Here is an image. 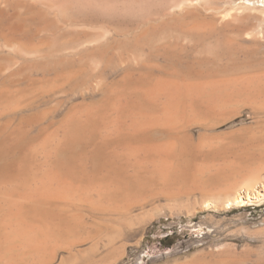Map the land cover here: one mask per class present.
<instances>
[{
  "label": "rangeland",
  "instance_id": "374dc122",
  "mask_svg": "<svg viewBox=\"0 0 264 264\" xmlns=\"http://www.w3.org/2000/svg\"><path fill=\"white\" fill-rule=\"evenodd\" d=\"M233 1L195 0L194 3L193 0H0V91H2L0 97L5 95V99H3L4 97L1 98L7 100H0V109L2 111H0V131L5 129L9 133L12 130L18 131V129H23L26 142L29 140V145L31 142L35 143L32 144L33 147L40 141V138L44 141L45 134L49 133L46 138L50 136L47 141L51 140L55 142L53 143V148L52 142L48 143V145L44 143L45 141L42 142L46 146L45 148L48 146V152L43 150L45 148L40 147L43 144L42 142H40V146H36L35 148L36 150L40 149V154L39 152L35 154L40 161H37L38 158L35 159L37 163L36 167L38 166L37 170L39 171L38 175L42 176V173L47 168L50 169L55 165L57 166L61 159V162L64 164L67 162L68 156L66 157V155H68V151L61 153L55 149L59 148L61 143L62 147L67 149H70L74 144L71 138L72 132L68 127L65 128L68 131L64 129L67 126L65 120H69L70 118L67 115L82 114V111H85L83 108H86L87 104L89 108L91 107L90 105L97 106V104L100 105L99 103H104V101L109 100L110 93H112L110 95L111 98H116L122 90H129L121 94L125 100L122 96H119L121 97L120 101L123 99L121 103L124 102V108L128 110H125L124 119H122L123 121L127 120L125 122H129L132 115L130 114V118L128 117L130 108L128 109L127 106L135 104L134 102H137L136 105L142 103L140 97L137 101V89L142 87V83L140 84V82L146 81L148 77L149 79H157L162 78V76L163 78L170 76L169 78L185 79L184 76L186 75V79H191L192 76L194 77L192 79H195L200 74V77H205L204 75L208 77H221V75L222 77H232L236 76V74L237 76L244 74L264 76V25L260 33L259 27L262 24L261 22L259 23V19L257 20L255 17V19L251 18V16H246L244 19V16H241L243 11L241 13L232 12L233 15H241L237 18L227 17V24L226 22L224 24V21H226L224 15L226 16L225 13L231 7ZM184 3L185 6H183ZM229 4L230 6L228 7ZM173 5L175 7L178 5L179 8L177 6L176 9ZM189 13H191L190 16ZM183 15H186V17L184 18ZM221 20H223V23ZM233 20L234 23H232ZM184 21L189 25L186 26ZM196 21L200 23L205 22L206 24L210 23V25L217 23V26L214 25L217 28L213 26L214 29L207 31V34L205 32L185 31L184 27L187 28ZM50 23L53 24L49 25ZM229 40L233 41L231 42L232 44ZM227 42L229 43L227 44ZM233 46L234 49H232ZM76 69L79 71H76ZM176 71L181 75L178 76L175 73ZM198 71L204 72L199 73ZM141 72L142 74H140ZM212 73L214 75H211ZM55 75L60 78L58 79ZM62 77L63 79H61ZM62 80L64 81L62 82ZM129 83L131 84L129 85ZM50 84L53 85V89ZM132 84L133 86H131ZM260 85L250 88L252 99L251 96L249 98L248 96L235 98L231 103L229 102L227 106L222 108L225 112L222 109H218L214 113L213 111L206 113L203 119H199V121H204V123L200 122L202 125L199 121L191 122V124L188 123L189 126L188 124L185 125L186 127L188 126V130H185L186 128L184 130L189 132H187L188 135L186 136L188 137L190 134L191 137L195 136L192 137V139L194 138V144L208 142V140L209 143L215 144H213L215 150L211 149V151L214 150L213 154L209 150L205 151L206 154L203 152V158L200 154L199 156L195 154L192 157L197 156L198 159L201 157L199 160L202 159V162L206 161L205 157L209 158L208 162L214 159L215 161L213 162H216L220 166H218L219 170L215 168H211L212 170L207 169L203 176H197V180L195 179V172L198 173V168H201L203 163L198 161L195 164L198 159L197 157V160L191 157L194 154H191L190 150H188L189 152L186 150L189 157L186 152L182 154L185 160L187 158V161L191 159L189 162L195 164L189 163V166L192 165L191 170L194 168L191 173L193 172L195 177L191 173H184V171H189L184 169V164H186L185 168L189 166H187L188 162L183 160L181 154L178 158L181 157L182 160L177 159L176 166H179L180 169L183 168V173L186 176L171 175L167 180H162V185H159L161 182L156 181L158 175H156L157 173L154 174L155 169L151 165L138 170L131 162L127 164H125L126 162L124 164L121 162L120 167L122 164V168L123 166L124 168L123 170L120 168L121 177L118 179L107 172L108 168H106L107 171L105 169L99 170L98 166L97 168L95 167L96 161L94 162V160L88 158L84 159L85 162L82 163V168L85 170V174H87V177H85L86 175L83 172L84 178H89L88 174L90 171L91 174L93 173V176L90 174L91 179L97 178L95 175H99L100 177L106 173L105 176H101V179L103 178L109 184H117L116 180L118 179L117 181L120 180L119 182L123 184L121 186L126 187L127 191L125 190V193L129 195L131 192V194L126 196L124 193L119 203H122V205L118 204L119 206H117V209L115 207V210L113 208L104 209L99 206L93 208L96 205H89V202L87 205V203L82 202L86 205H82L81 203L74 204L77 206V209L74 208L76 206L72 205V210L70 208L69 210L71 211L67 210L69 211L68 215L62 214V216L59 215L61 212H57L52 206H49L50 208L45 206V210L52 208L55 211L56 215L54 214L55 216L52 217L57 219H54L56 223L52 217L51 220H53L56 226L59 227L60 219L64 220L63 218L66 216L69 218L66 217L65 221L68 219L72 225L68 221V223L66 222L62 226L68 230L71 229L72 232L74 231V233H70L74 236H70L68 233L67 236H69L64 238L65 241H63L64 239L61 240L56 245L57 247H55L51 256L49 255L45 259L46 262L42 263L41 261L40 264H186L188 261L189 264H195V262L196 264H202L201 262H204V260H206V264H264V199L258 204L240 208L227 204L237 192L242 191L246 187L244 186L246 180L259 178L261 183L264 182V85ZM138 86L139 88H136ZM43 87H45L46 91L43 90ZM112 87H115V89L113 90ZM37 88H40L41 91ZM132 89L134 90L132 91ZM8 90H12V92ZM13 90L14 92L17 91L14 93ZM114 92L117 93L116 96V93L113 94ZM12 93H14L15 97H12ZM127 95H132V97ZM16 97H22L23 99L17 100ZM12 98L14 99L12 100ZM241 98H244L243 101ZM14 100L16 102H13ZM126 100L130 101L129 104L127 103L128 105L125 104ZM93 102L94 104H92ZM5 103L7 105H5L6 109L4 107ZM160 103L163 104L164 100ZM258 104L260 108H258ZM160 106L158 105L159 108L162 107ZM41 110L44 114L49 112L48 115H50H42ZM215 113L220 114L215 116ZM5 114L6 116L4 117ZM207 115L212 118L206 119ZM21 120L22 123H20ZM5 121L9 122V125H6L8 123H5ZM52 122L55 123L52 124ZM27 129L28 131L30 129L29 134L27 133ZM156 131L153 136L158 141H164L174 136V134L169 136L168 134L171 133H166L168 137L165 133L160 132V129L159 132L158 130ZM19 132L21 131L19 130ZM182 133L185 134L183 130ZM65 134L70 135V137ZM52 135L60 137L63 141L58 140V138ZM186 136L183 135L181 137L186 140ZM200 137L203 138L201 139ZM64 138L67 143L64 141ZM188 139L191 140L190 138ZM56 144L58 147H56ZM183 144L182 147L184 146ZM185 146L187 148V144ZM124 148V145L120 144V154L124 152ZM89 150L91 148L87 145L78 148L75 146V151L79 153L83 151L82 154L86 156H88ZM218 150H222V152ZM50 151H53V154ZM55 151L60 155L56 153L57 156L53 157ZM84 151L86 152L84 153ZM220 153L222 154L220 155ZM63 154L66 155L64 156ZM53 160L58 163L54 164ZM179 160L185 162H178ZM193 160L196 161L193 162ZM44 161L47 162L48 166H46V162ZM233 162L237 164H233ZM86 164L89 172L85 169ZM39 168L43 170H39ZM126 168H128V172ZM146 168L148 169L147 173L144 172ZM92 169H95L96 173L99 171L101 173L95 174L92 172L95 170ZM150 171L154 173L151 174ZM145 173L146 175L148 174L149 179L150 177L153 178L152 180L150 179L152 182L157 178L155 180L156 183L150 184V180L147 179L148 177ZM220 173L226 175H221ZM141 175L142 179H144V176L147 177L144 179L145 184L144 181L140 184L141 182L137 180L142 181L141 177H139ZM134 176H136V179ZM131 177L134 179H131ZM175 177L181 178L180 182L183 181V177L187 183L185 181L179 183L177 181L179 179ZM187 177L190 178L187 179ZM110 178L114 182H112L113 180L110 181ZM201 179L204 180L201 182ZM122 180H126V182ZM168 180L176 182L169 183L166 186L163 185V181L167 182ZM129 181L131 182L129 183ZM259 181L257 179L256 183ZM136 182L145 186V188L143 186L140 188ZM132 183L133 185H131ZM134 184L137 185H135L136 188ZM4 191L2 190L0 193L3 192L2 194L4 195ZM5 195L1 196L3 197V201L0 198V204H2L0 210L2 209L1 211L3 212L4 210L6 211V205L10 201L7 197L8 202L6 201L7 203L4 204ZM89 198H93L92 201H96L99 198L107 199L106 197H99L97 193H94ZM125 199L127 200L124 201ZM124 203L127 208L124 206ZM89 206L93 207L89 208ZM100 208L104 209V211L100 210L99 212L98 209ZM73 217L74 219L82 217V219H75V221ZM69 225L72 227L70 228ZM73 226H76L74 230L72 229ZM66 241L72 244L68 245ZM195 259L199 260V262ZM35 264H39V262Z\"/></svg>",
  "mask_w": 264,
  "mask_h": 264
},
{
  "label": "bare ground",
  "instance_id": "6f19581e",
  "mask_svg": "<svg viewBox=\"0 0 264 264\" xmlns=\"http://www.w3.org/2000/svg\"><path fill=\"white\" fill-rule=\"evenodd\" d=\"M194 1L195 0H193V2ZM221 1H223V0H221ZM208 5H211V4H208ZM183 6H185V3H184ZM229 6H230V4L228 5V7ZM173 7H175V6L173 5ZM180 7L182 8V6H180ZM225 7H227V6H225ZM178 8H179V6H178ZM211 10H213V9H211ZM174 11H176V10H174ZM221 11L223 12V10H221ZM241 11H243V13H242V15L241 14L240 15L244 16V19L246 18V16H251V18L255 17L257 20L259 19V23L261 22L262 25L260 27L258 26L259 30H260V31L259 30L258 31L261 33V30H262L263 25H264V0H234L231 3V7L225 13L226 16L224 15V17H226V18L223 17L226 20V21H224V24H225V22L227 24V19H228L227 17L237 18L240 15H237L235 13H238V12L241 13ZM232 12H235L234 13L235 15H233ZM218 13H220V12H218ZM256 13H258V14H256ZM190 15H191V13H189V16ZM183 16H184V18L186 17V15H183ZM32 19L35 20L34 18H32ZM220 19H222V18H220ZM179 20H180V18H179ZM193 20H194V18H193ZM234 20H233L232 23H234ZM257 20H255V21H257ZM221 21L223 23V20H221ZM196 22H194L195 24L193 23V25H190L187 28L184 27L185 31H187V32H199V33L205 32V34H207L206 33L207 31H210L211 29H214V27L217 26L216 25L217 23H215L214 25H216V26H214V25H210V23L206 24L205 22L204 23L203 22H201V23L197 22L196 23ZM187 23H189V22H187ZM190 23H191V21H190ZM51 24H53V23H50L49 25H51ZM185 24H186V22H185ZM211 24H212V22H211ZM8 25H11V24H8ZM177 25H178V23H177ZM188 25L189 24H186V26H188ZM173 26H174V24H173ZM168 27H170V26H168ZM178 28H180V27H178ZM184 28H183V30H184ZM10 31H12V30H10ZM14 31L16 32V30H14ZM2 33H4V32H2ZM205 34H204V36H205ZM257 34H258V32H257ZM257 34H255V35H257ZM194 35H195V33H194ZM213 35H215V34H213ZM231 42H233V41H230V43ZM228 43L229 42H227V44ZM43 44H45V43H43ZM224 48H225V46H224ZM232 49H234V46H233ZM62 64H64V63H62ZM150 68H152V67H150ZM77 70L78 69H76V71ZM177 71L175 73H177ZM189 71H191V70H189ZM200 72H204V71H200ZM63 73H64V71H63ZM69 73H71V72H69ZM171 73H172V71H171ZM188 73L190 74V72H188ZM76 74H77V72H76ZM140 74H142V72ZM202 74L204 75V73H202ZM58 75L60 76V74H58ZM78 75H79V72H78ZM179 75H181V74H178V76ZM200 75H199L198 78H195V79H192L193 76L191 77V79H186V77H185L186 75L184 76L185 79H179V78H174V77L169 78L170 76L169 77L167 76L166 78H163V76H162V78L160 77V78H157V79H154V78L153 79H149V77H148L147 80H146V78H144L146 81L140 82V84L142 83L141 84L142 87L141 88H139V86L136 87V88H139V89H137L138 93H137V91H135V93H137V96H138L137 101H138V99L140 97V99L142 100V101L141 100L140 101L142 103L137 104L138 105L137 106L136 105L137 102H134L135 104L132 105V104H129L130 101L126 100L125 104L128 103L129 105L127 104L128 105L127 107H128V109L130 108L128 117L130 116V114L132 115V117H131L129 122H125L127 120L123 121V119H124L123 116L125 115V110L127 108H124L125 107L123 105L124 102L121 103V101H123V99H124V97L121 94L126 93L129 90L128 89H127V91L126 90H124V91L122 90V92H121L120 88H119V90H120L121 93H120V95H118V97L111 98L110 95L112 93H110L109 100L104 101V103H102V104L99 103L100 105H98L96 103L97 106H93V105L89 104L91 106L89 108L87 107L88 104L86 103L87 106H86V108H83V109H85V111L84 112L82 111V114H80V115H78V114H70L69 116L67 115V117H70V118H69V120L68 119L65 120L67 123H65V122L64 123L67 124V126L65 125L66 127H64V129L68 127L69 130L72 132V134H71V132H70V134L72 135L71 138L73 139V143L74 144L71 146L70 149L63 148L62 147V143H61V146H60L61 148L59 147L60 149L59 148H55L57 152L59 151L61 153H64V152L68 151L67 152L68 155L63 154L64 156L66 155V157L68 156L67 162L64 164L63 162H61L62 161V159H61V161L59 163L57 162L58 163L57 164L53 160L52 162H54V164L56 163L57 166L56 165L54 166V164H53L54 167L50 168V169L47 168V170L45 172L43 171L44 173H42V176L38 175V173H39V171L37 170L38 166L36 167V165H37L36 159L38 158V156L37 155L35 156V154H38V152L40 154V151H39L40 149L36 150L35 148H36V146H40V142H42L43 140H41V138H40L39 139L40 141L38 140L39 142L37 141L38 143L36 145H34L35 147H33L32 144H35V143L31 142V144H30L31 146H30L29 143H28L29 140H28V142H26L27 140H25L26 136L24 135V132L22 131L23 129H18V131H17L14 128L15 131L12 130V132H9V133H7V131H5V129L1 130L0 131V191L5 190L6 192L4 191V195L7 193L6 194L7 196L5 195V197H4V199H5L4 204L7 203L8 200H10V201L6 205L7 206L6 211L4 209H3L4 212L1 211L2 209L0 210V213H1L0 214V264H35V263H38V262L40 264L41 261H42V263L44 261L46 262L45 259L49 255L51 256V254L53 253V250L55 249V247H57L56 245L58 243H60L61 240L66 238L68 233H69L70 236H74L73 234L72 235L70 234V233H74V231L72 232L71 229L68 230L67 228H63L65 223L66 222L68 223V221H69L68 220L69 218L67 216H66L68 218L67 221H65L66 217H64L63 218L64 220L60 219L59 227L55 225V223H56L55 221L57 219L55 217H52V216L56 215V213H55V211L53 209L57 210V212H61L59 215H62V214H64V215L67 214L68 215V212L72 210V205L78 204V203H81L82 205H86V204H83L82 202L87 203V205H88V202H89V205L90 204L91 205L94 204L93 206L96 205L95 207L89 206V208L90 207L96 208V207L99 206V207L104 208V209H107V208H113L114 209L115 207L117 209V206L122 205V203L119 204L120 203V198H122V195L125 193V190H126L125 188L126 187L121 186L123 184H121V182H119L120 180L117 181L121 177L120 176V174H121L120 173V168H122V164H121V167H120V163L121 162L123 164L125 162H126L125 164L131 162V163L134 164L136 169L138 168V170H140V169H142V168H144L146 166L149 167V165H151L155 169V171H154L155 173L151 172V171L150 172H151V174H153V173L156 174L157 173L156 175H158V177H157L158 179L155 178V177L154 178H155V180L157 179L156 181H158L159 183L161 182L160 184L158 183L159 185H162V180H167L171 175H177V176L182 175L183 176L184 173H191V171L194 170V168H193V170H191L192 169V167H191L192 165L191 164L195 165V164L198 163V161L200 163H203V165H201L202 167L198 168L199 169L198 173L195 172L196 177H195L193 172L191 173V174L194 175L196 180H197V176H199V175L203 176L204 172L207 171V169L212 170L211 168H215L217 170L219 164H217L216 162H213V161H215L214 159H213V161L210 160L211 162H208L207 160L209 158L207 159V157H205L204 159H206L207 163H206V161L202 162L201 161L202 159L199 160L201 157L203 158L204 154H206L205 151H209L210 150L211 153L214 152V150H215L214 146H213L214 143H209V140H208V142H199V144H194V142H193L194 138L192 139V137L194 135L192 137H191V134L188 137L186 136V135H188L187 134L188 131L186 132L185 130H188L187 129L188 126H189L188 123L191 124V122L199 121V119L201 120V119L204 118L203 116L206 113H210L212 111L214 113V111L224 108L225 106H227L229 104V102L231 103V101L233 99H235V98L237 99L238 97H243V96L244 97L248 96V98H249V96H251L250 95L251 94L250 88L252 86H257L259 84L264 85V76H262V75H260V76L257 75L256 76V75H248V74L247 75L244 74V75H241V76H237V74H236V76H232V77L231 76L230 77H224V76L222 77V75H221V77H218V76H209L208 77L206 75H204L205 77H200ZM211 75H214V74L212 73ZM216 75H218V74H216ZM233 75H235V74H233ZM55 76H54V78H55ZM61 76H63V75H61ZM129 76H132V75H129ZM145 77H147V76L145 75ZM57 78L59 79L60 77H57ZM61 79H63V77ZM64 79H66V78H64ZM63 81L64 80H62V82ZM117 81H119V80H117ZM71 82H72V80H71ZM47 83H49V82H47ZM130 84L131 83H129V85ZM42 85L44 86V84H42ZM45 85H47V84H45ZM50 85H52V84H50ZM61 85H63V84L61 83ZM131 86H133V84ZM45 87H43L44 91H46L44 89ZM54 88H56V87H54ZM112 88H113V90L115 89V87H112ZM7 89H9V88H7ZM52 89H53V85H52ZM134 89H132V91ZM3 90H6V89H3ZM38 90H40V88ZM107 90H108V87H107ZM261 90H262V88H261ZM8 91L12 92V90H8ZM48 91H49V89H48ZM1 92L2 91H0V93ZM13 92H14V90H13ZM36 92H38V91H36ZM117 92L119 93V91H117ZM259 92H260V90H259ZM14 93H12V95ZM33 93H31V94H33ZM45 93H48V92H45ZM115 93L116 92H114L113 94H115ZM22 94H23V92H22ZM116 95H117V93L115 94V96ZM259 95H261V94H259ZM4 96H1V97H4ZM119 96L123 97V99L121 101H120L121 97H119ZM127 96H129V95H127ZM127 96H125V97L128 98ZM130 96L132 97V95H130ZM1 97H0V100L2 99ZM6 97H7V95H6ZM12 97H15V96L13 95ZM18 97H16L17 100H20L22 98V97L21 98H18ZM9 98H10V96H9ZM24 98H25V96H24ZM3 99H5V97ZM13 99L14 98H12V100ZM243 99H242V101H243ZM251 99H252V96H251ZM163 100H164V103L163 104L160 103L161 101L163 102ZM3 101H7V100H3ZM28 101H29V99H28ZM254 101H256V100H254ZM10 102H12V101H10ZM13 102H16V101L14 100ZM6 103L4 104V107H5ZM159 103L162 104L161 105L162 107L160 106ZM234 103H235V101H234ZM243 103H245V102H243ZM92 104H94V102ZM158 105L161 108H159ZM2 106H1V108H2ZM25 106H23V107H25ZM80 106H82V104H80ZM84 107H85V104H84ZM261 107H262V105H261ZM258 108H260V105H259ZM5 109H6V107H5ZM17 109H18V107H17ZM261 109L263 110V108H261ZM16 110H15V112H16ZM222 110L224 111V109H222ZM0 111H1V109H0ZM75 111L77 112V110H75ZM126 111H128V110H126ZM12 112H14V111L12 110ZM48 113H45L46 116L48 115ZM6 114H7V112H6ZM6 114L4 115V117L6 116ZM43 114L44 113L42 111V115ZM219 114L220 113H215V116L219 115ZM221 114H223V113H221ZM9 115H10V113H9ZM42 115H40V116H42ZM213 116H214V114H213ZM2 117H3V115H2ZM64 117L67 118L66 116H64ZM210 117L207 115L206 119L207 118L210 119ZM23 118H25V117L23 116ZM26 119H28V118H26ZM31 120H33V118H31ZM6 122L7 121H5V123ZM200 122L204 123L203 120L199 121V123ZM7 123L8 124H6V125H9V122H7ZM20 123H22V120H21ZM53 123H55V122H52V124ZM64 123H61V124H64ZM195 123H197V122H195ZM10 124H11V122H10ZM187 124H188V126L186 127L185 125H187ZM1 125H2V123H1ZM197 125L199 126V124H197ZM203 126H205V125H203ZM60 128H61V126H60ZM184 128H186V129L184 130ZM189 128H191V127H189ZM159 129L161 130L160 132H162V133H165V134L166 133L167 134L171 133V134H168V135L170 136V135L174 134V136H171L170 138H167V140H164V141H161V140L158 141V139L154 138L153 134L155 133L156 130H158V132H159ZM19 130L21 132H19ZM56 130H58V129H56ZM63 130H62V133H63ZM182 130L185 133V134H183V133L182 134L187 137L186 140H185V138L181 137V136H183L181 134ZM3 131H5V132H3ZM27 131H28V129H27ZM29 131H30V129H29ZM29 131L27 132L28 134H29ZM58 131H61V130H58ZM66 131H68V130H66ZM47 133L45 134L46 136L49 135V133L48 134ZM53 133H54V130H53ZM50 134H52V133H50ZM54 135H56V134H54ZM54 135H52V136H54ZM37 136H39V135H37ZM46 136H45V138L43 137L44 141H45V142L44 141L43 142L47 143V144L51 143L52 142L51 140L47 141V140H49L50 136H48L47 138H46ZM68 136L70 137V135H68ZM54 137L58 138V140L60 139L61 141H63L60 137H56V136H54ZM188 138H190L191 140H189ZM200 138L202 139L203 137H200ZM200 138H199V140H200ZM64 141H65V138H64ZM70 141H71V139H70ZM242 142H243V139H242ZM245 142L247 143L246 140H245ZM27 143H28V145H27ZM44 143L40 147L45 148L46 146L44 145ZM53 143H55V142L54 141L52 142V148H53ZM68 144L70 145V142ZM120 144L124 145V147H125L124 150H123L124 152L121 153V154H120ZM182 144L184 145L183 146L184 149L182 147ZM186 144H187V148L185 146ZM216 144H217V141H216ZM85 145H87V146H89L91 148V150H89V152L87 151L89 153V154L87 153L88 156H86L85 154H82L83 151H82V153H79V152L75 151V146L78 148V147L85 146ZM50 146H51V144H50ZM63 146H64V143H63ZM65 146H66V144H65ZM40 147H37V148H40ZM56 147H58L57 144H56ZM64 149H66V150H64ZM211 149H214V150L211 151ZM223 149H224V147H223ZM43 150L44 151L45 150L46 151L49 150L48 146H47V148H45ZM43 150H41V151H43ZM186 150H187V152H189L188 150H190L191 151L190 153L194 154V155H191V157L195 156V154L198 155V156L200 154L201 157L199 159L196 156L198 160L196 159V157H192L193 159L197 160V162L195 164L189 162L191 159L189 161H187L188 158H187V160H185V157L183 156L182 153L183 152L185 153ZM225 150H227V149L225 148ZM53 151H50L51 154H53L52 153ZM56 151H55V155L53 157H55L57 155H60ZM218 151L222 152V150H218ZM85 152L86 151H84V153ZM179 152H180V154H179ZM187 152H186V154H187ZM203 152H204V154H203ZM56 153H57V155H56ZM207 153H209V152H207ZM240 153H239V155H240ZM48 154H50V153H48ZM181 154L183 156L182 157L183 160L188 162L187 166H189V163H191L190 164L191 166H189L190 168L189 167L185 168L186 164H184L185 166L182 165V164H180V165L184 166V169L185 170H189L190 172L189 171L188 172L184 171V173H183L184 169L182 168V166H180V167L183 170L180 169L179 166L178 167L176 166L177 159H181V157L178 158L179 156H181ZM221 154L222 153H220V155ZM245 154H242V155H245ZM45 155H46V153H45ZM187 155L189 157V154H187ZM216 155H218V154H216ZM42 156H44V155H42ZM46 156L48 157V155H46ZM224 156H226V155L224 154ZM236 156H237V154H236ZM59 157H57V159ZM43 158H45V156ZM48 158H47V161H48ZM60 158H59V160H60ZM86 158H88L90 160L92 159V160H94V162L96 161L97 164L95 165V167L97 168V166H98L99 170L100 169H102V170L105 169L106 170V168H108V171L107 170L106 171L109 172L110 175H114V177L116 176L118 178V179L116 178L117 179L116 182H118V183L117 184L106 183V181H104L103 178L101 179L102 175L100 177H99V175H95L97 178L91 179L92 178L90 176L91 171L88 174L90 179L89 178H84L83 176L86 175L85 177H87V174H85L86 172H84L85 170H83V168H82V163L85 162L84 159H86ZM63 159H64V157H63ZM181 160H179L178 162H181ZM216 160H218V159H216ZM224 160H225V157H224ZM37 161H40L39 158H38ZM41 161H43V159H41ZM195 161L193 160V162H195ZM228 161H229V159H228ZM44 162H46V161H44ZM184 162L182 161L181 163H184ZM45 164H46V166H48L47 162ZM50 164L52 165L51 162H50ZM229 164H227V165L229 166ZM233 164H237V163L233 162ZM44 167H42V168H44ZM85 167H84L85 169L88 168L87 164H86ZM95 167H93V168H95ZM45 168H44V170H45ZM123 168H124V166H123ZM123 168H122V170H123ZM232 168H233V166H232ZM41 169L39 168V170H41ZM127 169L128 168H126V171H127ZM92 170H95V169H92ZM147 170L148 169L146 168V171H144V172L147 173ZM236 170H234V171H236ZM87 171H88V169H87ZM83 172H84L85 175L83 174ZM92 172H94L95 174L101 173L100 171L98 173H96V170L92 171ZM103 173H104V171H103ZM136 173H138V172H136ZM146 173H145V175H146ZM105 175H106V173L103 176H105ZM139 175H140V173H139ZM142 175H144V174H142ZM142 175L139 176V177H141V179L143 178ZM215 175H216V171H215ZM223 175H226V174H223ZM128 176H130V175L128 174ZM185 176L186 175H184V177ZM188 176H190V175H188ZM134 177L136 179V176H134ZM147 177L144 176V179H146ZM199 177H201V176H199ZM213 177H215V176L213 175ZM132 178L133 177H131V179ZM188 178H190V177H187V179ZM193 178H192V180H193ZM144 179H142V181H139V179H137V180H138V182H141L140 184H142ZM147 179L148 180H150V179L152 180L153 178L150 177V179H149V177H148ZM176 179H179V180H177V181H179V183H183L185 181L183 177H182V179H183L182 182H180L181 178H176ZM257 179L259 181V178H257ZM257 179L253 178V179L246 180L245 181V185H244L246 187L244 189H242L243 192L242 191L237 192L236 195L231 200H229V202L227 204L229 206H235V207H239L240 208V207H245V206H248V205L260 203L264 199V182L261 183L259 181L260 183L259 182L256 183ZM109 180L112 181L113 179L110 178ZM128 180H130V179H128ZM148 180H146V181H148ZM151 180H150V184L151 183L154 184L155 180H154V182H152ZM174 180H171V181L172 182H176ZM202 180H204V179H201V182H202ZM122 181L126 182V180H122ZM189 181H190V179H189ZM198 181L200 182L199 179H198ZM112 182H114V180ZM130 182L131 181H129V183ZM167 182L163 181V185L166 186V185H169V183H172L169 180ZM145 183L146 182L144 181V184ZM179 183H178V185H180ZM196 183H197V181H196ZM140 184L137 183V185H139L140 188H141V186H143V185H140ZM127 185H129V184H127ZM131 185H133V183ZM135 185L136 184H134V186ZM136 186H135V188H136ZM146 187H148V186H146ZM129 188H127V189H129ZM143 188H145V186H143ZM142 189H141V191H143ZM136 191H138V190H136ZM2 193H0V198L1 199L3 198L1 196H4ZM94 193H97L99 197H106L107 199H103V198L100 199L99 198L96 201H94V200L92 201L93 198L91 199L89 197H92V195ZM130 194H131V192L129 193V195ZM125 195L129 196L126 193H125ZM126 196H124V197L126 198ZM7 197H8V200H7ZM127 198H129V197H127ZM126 200L127 199H125L124 201H126ZM1 201H3V199ZM122 202H123V200H122ZM128 204L130 205L129 202H128ZM0 205H1L0 207H2V204H0ZM45 206H48V207L52 206L53 209L51 208L52 210L51 209L50 210H45ZM74 206H76V205H74ZM124 206L126 207L125 203H124ZM48 207H47V209H48ZM69 208L71 210H69ZM74 208L77 209V206L74 207ZM74 208H73V210H74ZM89 208H87V209H89ZM101 208L98 209L99 212H100V210L104 211V209H101ZM58 210H60V211H58ZM65 210L66 211L69 210V211H67V213H66ZM47 211H51L52 213L51 212H47ZM90 212H91V210H90ZM101 213H103V212H101ZM80 215H81V213H80ZM51 217H52L53 220L56 219V220H54L55 223H53V220H51ZM73 219H74V217H73ZM75 219H77V218H75ZM81 219H82V217L80 219H77V220H81ZM70 224H71V222H70ZM71 227L72 226H70V228ZM75 227L73 226L72 229L74 230ZM80 238H81V236H80ZM63 241H65V239ZM78 242H79V240H78ZM66 243H67V241H66ZM67 244L69 245V244H72V243L69 242ZM62 245H63V243H62ZM65 250H66V248H65ZM186 261H188V260H186ZM205 261L206 260H204V262H201V261L200 262L202 264L203 263L206 264ZM197 262H199V260ZM50 264H52V263H50ZM195 264H196V262H195Z\"/></svg>",
  "mask_w": 264,
  "mask_h": 264
}]
</instances>
